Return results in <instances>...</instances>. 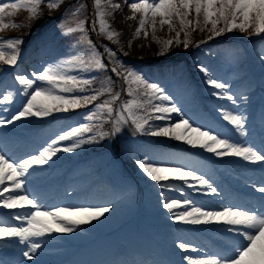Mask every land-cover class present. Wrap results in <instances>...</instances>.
Masks as SVG:
<instances>
[{"label": "snow or ice", "instance_id": "6c2138e0", "mask_svg": "<svg viewBox=\"0 0 264 264\" xmlns=\"http://www.w3.org/2000/svg\"><path fill=\"white\" fill-rule=\"evenodd\" d=\"M63 0H18L13 3H0V31L8 27H19L15 23L9 25L4 22V18L13 15L20 9H25L31 16L29 19H36L39 16L41 3H46L49 9H56ZM97 17L99 20L101 33H106L109 40L118 36L119 33L108 31L109 25L105 16L109 13L107 8H119V4H113L112 0H95ZM132 15L127 19H136L140 15L138 27L135 35L139 36L143 31L147 36L146 26L150 25L153 35L157 30V23L163 28L169 27L170 31H175V41L168 39L164 41L165 50L173 45L183 43L187 48L190 43L191 32L199 28L203 31L208 25V29L213 36H220L224 32H231L238 29L240 32L248 33L252 30L259 35L264 33V0H137L129 5ZM11 10V11H9ZM79 9L72 7L70 14L75 16ZM194 13V19H189ZM157 18H159L157 20ZM202 18V20H201ZM178 22L180 31H176ZM223 25L220 27V25ZM73 31H84L82 23ZM181 31H183L185 40H180ZM211 38V37H210ZM82 42L93 47V51L87 60H80L79 64L85 69L97 68L103 69L106 65L101 61L99 55L95 52L91 41L84 38ZM23 43L19 38L4 40L0 38V64L16 65L17 46ZM11 50V51H8ZM110 57H115L116 53L110 48L106 49ZM118 66L119 61H115ZM113 72L119 76L120 72L116 68ZM199 71L205 74L206 83L213 89L219 90L213 95L221 99H227L233 104L237 103L234 95L227 92L228 85L214 78L210 70L204 66H199ZM124 80L128 85V95L133 99L126 101L122 105V111L119 118L116 119L115 131L119 132L121 123H131L135 125L138 132H147L154 137H166L177 141H183L193 148L199 147L212 153L217 157H237L251 164L261 165L264 170V147L256 148L247 144L231 142L227 137H221L219 134H213L211 130H204L201 126L190 123L181 108L172 103V97L157 83L147 81L136 71L125 69ZM33 78L24 74L16 76L20 85L24 86L20 91L26 99L23 101L21 109L10 119H0V127L6 124H12L21 119L30 117L45 118L54 113L68 112L72 109L88 105L98 98V95L90 96H71L66 95L76 91L83 92L84 86L91 83L90 80L78 79L75 75H69L67 71L60 66L48 65L38 73L33 72ZM42 82L37 84L36 82ZM132 85H136L133 88ZM141 88L143 92L141 93ZM111 92V88L106 89ZM143 95L148 99L140 101L139 96ZM13 94L11 92L2 95L0 104L11 102ZM104 101L97 105V111L87 117L88 120L97 118L100 113L107 112L109 116L114 109L112 104L114 100ZM160 101V103H153ZM164 102H169L168 104ZM136 110H143L147 115H138ZM127 113V116L124 113ZM179 117L178 121L173 122L172 115ZM223 119L233 125L241 135L245 134V120L240 114H233L230 111L222 112ZM150 119L158 121H167L163 125L146 129ZM91 131L87 124L79 127H73L70 130L60 134L51 141V145L38 155H32L21 161H13L12 158H6L0 154V208L4 209H27L22 213H14L16 220L21 221L20 226L9 223H0V241L15 238L20 243L26 244L28 250L23 255L32 259L30 253H34L41 247L37 238L45 237L52 233H72L80 225L90 223L92 220H98L110 211L109 207H69L59 206L54 209H45L35 196L25 189L23 177L27 176L28 170L34 165H43L51 160L57 152H72L82 143L91 141L77 140L72 146L60 147V142L73 140L81 136L82 133ZM106 135V133H101ZM136 164L144 174L152 181L156 182L157 187L162 189L163 208L171 213V219L177 223L189 225H211L221 224L228 226L225 230L234 234L240 239L235 240L227 251L221 250L200 256L186 255L184 259L187 264H264V195L260 197L259 207H246L240 205L226 204L220 208H206L202 204L183 195L182 189L176 187L175 182H182L194 191H203L206 195H219L218 188L205 178L203 174H198L194 169H187L182 165L170 164L148 157L146 159H137ZM255 191L264 194V183L253 185ZM166 191L181 192V197L166 196ZM31 197V198H30ZM182 209L181 211H176ZM177 247L184 253L200 251L196 246L186 242H179Z\"/></svg>", "mask_w": 264, "mask_h": 264}, {"label": "rangeland", "instance_id": "374dc122", "mask_svg": "<svg viewBox=\"0 0 264 264\" xmlns=\"http://www.w3.org/2000/svg\"><path fill=\"white\" fill-rule=\"evenodd\" d=\"M93 3V7L95 8V12H91L90 6H89V0H63V2L60 4V6L56 9H49L47 7L46 3H41L39 8V16L36 19H29L31 16V13H29L25 9H20L19 11L15 12L13 15H8L4 18V22L8 23L9 25L15 23L17 25H23L19 27H8L7 29H4L0 31V38L4 40L8 39H16L19 38L23 41L20 45L17 46L16 53L18 58V52L19 50L24 46L28 47V40L30 37H32L36 31H40L43 26H45V30H48L52 42H53V57L49 61V65H56L60 64L62 68H64L69 75H75L78 77V79L84 80H90L91 83L89 85L84 86V91H76L70 94L71 96H90V95H98V98L95 101H92L88 105L81 106L80 108H85L84 111H81L80 118L83 119V123L87 124L91 131L84 132L81 135H84L86 138L83 140L85 141H91L87 143H82L80 147L75 148L74 151L71 152L70 156L72 155H82V154H91V152L98 155V153L101 154V159H107L111 158L113 160H118L122 162V167L127 171L129 175L131 173L134 175L136 174L138 179H141L145 181L151 188V192L155 193L151 200L153 203V206H155L156 209L160 211H164L166 213V216L171 217V213L168 212L167 209L163 208V197L161 196V191L159 187H157L156 182L152 181L149 177H147L146 174L140 170L136 164L137 159H146V158H136L138 156H133V153L131 152L133 150L134 145L130 144L132 141V138L137 137V134L141 133L138 132L135 129V125L131 123V120H128L127 123H121L119 125L120 131L116 132V119L119 118V115L122 111V105L131 99L133 97L128 95V85L124 80V75L126 74L125 69H130L133 71L138 72L143 77L147 76V69H145L148 66H151L152 63H154L153 60H159V59H165L168 57H179L181 59L179 60V63L188 60L195 56L197 53H193L194 48H197L198 44H204L203 46H208L207 42L203 40H210L215 39L219 37H229V36H238V34H244L243 32H240L238 29H235L231 32H224L220 36H213L212 33L208 30L211 28V25H208L207 28H205L203 31H201L199 28H197L195 31L191 32L190 36V43L187 48L184 47L183 43L176 44L175 42L173 45L165 50L164 47V41L168 39H173L175 41V31H170L169 27L167 25H164L163 28L160 27L159 23H157V30L155 34L153 35L152 29L150 25L146 26L147 29V36L145 37L143 31L139 36L135 35L136 29L138 27V22L140 19V15L138 14L136 19L131 20L125 18V12L126 9L129 7L131 3L137 2V0H112L113 4H119V8H107L108 15L105 16V20L107 21L109 28L108 31H114L119 33L118 36L113 37V39L109 40L107 38L106 33H101L100 31V25L99 20L96 15L97 9L95 7V0H90ZM18 2V0H0V3H13ZM75 6V8L79 9V12L77 15L73 16L70 14V10L72 7ZM11 11V10H9ZM93 14L96 15L95 20L92 22ZM59 18V19H58ZM159 18H157L158 20ZM189 19H194V13L192 16L189 17ZM202 20V18H201ZM49 23V24H48ZM83 25L84 31L80 32L79 30L73 31L72 29H76L79 24ZM176 25V31H180V26L178 22H174ZM48 24V25H47ZM47 25V26H46ZM223 25L221 24L220 27ZM252 32V30H249ZM44 33V32H43ZM97 33V35H96ZM264 34V33H262ZM42 34L40 33L35 40H37ZM256 35V34H255ZM211 37V38H210ZM50 38V37H49ZM86 38V40L91 41V45L94 46L95 52L99 55L101 61L106 65L103 69H97V68H90L85 69L79 64L80 60H87L89 56L91 55V51H93V47H90L89 44L82 42V40ZM108 43H114L117 46V50L121 51L123 55H131L134 62H129L122 58L121 55L116 51L115 57H110L106 49H109L104 41ZM180 40H185V36L183 31H181ZM205 42V43H204ZM196 46V47H195ZM228 46V45H227ZM50 49H52L50 47ZM11 51V50H8ZM199 55H201L199 53ZM232 57V55L230 54ZM200 58V56H197V58ZM170 59V58H169ZM174 61V59H171ZM115 61H119L120 65L118 66ZM231 63V62H230ZM261 64L258 65V69L263 71L264 73V62H260ZM205 62L201 61L197 63H192L191 67L194 71L198 72L201 75V78L205 80V86L207 87L206 90L213 94L214 92H219L217 89L211 88L206 83V76L204 73L199 71V66L204 65ZM232 64V63H231ZM5 66H9L6 64H3ZM48 65H43V68H46ZM3 68V66H0V69ZM42 68V69H43ZM116 68L118 72H120V75L118 76L116 72H113L112 69ZM4 69V68H3ZM1 69L0 71H2ZM41 69L36 70L35 72H39ZM227 72V75H222L220 78L218 75H213L214 78L218 79L221 82H225L228 85L227 92L229 95H234L237 99V103L233 104L234 106H230L231 104L229 100L223 99L226 103L225 105H221L219 110H221L220 113L222 115L223 111H230L233 114H240L243 116L245 123L248 121L247 117L249 116V96L248 93H243L241 95H237L236 92V85L233 83L235 79H232V77L235 74H239L242 71L241 70H234L231 69H225L222 68V73ZM19 74H24L20 72ZM238 78V77H237ZM38 84H41L42 82L37 81ZM133 88H136V85H132ZM111 88V92H108L106 89ZM141 93L143 92V88H141ZM118 96L119 99L114 100L112 107L114 109L111 116L105 111L103 113H100L97 118H93L92 120H88L87 117L91 115L93 112L97 111V105L103 103L107 100H112L113 97ZM140 101H146L143 95H140L139 97ZM215 98L220 99L218 96ZM16 102V99L11 100V102H8L4 105H13ZM153 103H160V101H153ZM168 104L169 102H164ZM172 103H175L178 107L181 108L182 112L183 110H187L189 108V103L183 104L182 101H177L174 98L172 99ZM232 103V102H231ZM188 104V106H187ZM217 106V105H216ZM228 106V108L226 107ZM215 107V106H213ZM77 108V109H80ZM219 108V107H215ZM230 108V109H229ZM75 109L69 110L68 112H61V113H54L51 116L45 117V118H39V117H30L27 119H22L21 121L28 125L29 129H36L40 125H42L45 121L49 120L53 116L57 115H67L74 111ZM190 110V109H189ZM138 115H147L143 110H136ZM185 114V113H184ZM125 116H127V113H124ZM173 122L178 121L179 117L176 114H171ZM186 117V114H185ZM19 124L18 122H15ZM168 123L167 121H158L155 119H150L149 124L146 125V129L150 130L151 127L157 126V125H163ZM190 123H193L190 119ZM194 124V123H193ZM10 125V124H6ZM199 126V125H198ZM15 127H23V126H15ZM204 130H211L207 129V127L201 126ZM61 130V129H60ZM66 130H61V133L65 132ZM213 134H219L221 137L222 135L220 133H216L213 130H211ZM101 133H106V135H101ZM136 135V136H135ZM57 136V134H53L52 139ZM143 137H147L150 139H156V140H166L169 142V138L166 137H154L151 135H148L147 132H144L142 134ZM141 140V139H140ZM173 143H183L184 145H187L183 141H177L172 139ZM138 141H135L134 144L137 145ZM170 143V142H169ZM191 147L190 145H187ZM132 147V149H131ZM114 148V149H113ZM193 148V147H192ZM131 149V150H130ZM195 149L200 150L212 158H218L217 156L213 155L212 153H209L205 151L202 148L196 147ZM66 158H67V152L60 151ZM60 152H57V156ZM131 153V154H130ZM157 153V151H155ZM0 154H3L2 150H0ZM11 157L6 156V158ZM69 157V156H68ZM237 158V157H235ZM55 159L58 161V157H55ZM54 161V158L47 161V163L43 165H34L30 169H34V173H32V177H36L38 179L29 180L28 182H25V189L29 192L33 187L35 186H44L46 184L45 181H41L43 172H45L44 168H49V163H52ZM93 165L96 166L97 164V158L93 156ZM187 169H191L189 167L184 166ZM119 168V167H117ZM120 169V168H119ZM197 172V171H196ZM198 173V172H197ZM113 177H119L121 181L127 182L129 179H125L124 177H120L115 170L111 173ZM135 176V175H134ZM25 179V177H23ZM40 180V181H39ZM178 183V182H177ZM177 188L182 189L183 195L187 196L189 199L196 202V200H200L201 203L208 201V195L204 194L203 191H194L192 188L188 187L187 185L180 183V185H176ZM126 193V189L124 190V195ZM135 193L137 196L139 195V187L133 188L132 193L129 194V197H122L120 201H115L117 203H121L123 206V213L121 215L122 218H117L113 214L112 207H114V202L110 204H104L102 202L106 201L108 196H104L101 198L97 195L96 198H92L91 200V207H109L110 211L106 212L104 216L100 217L98 220H92L90 223L82 224L80 227H86L85 229H88V231L84 234L85 237H82L80 235H77V240L83 241L87 239L88 237L95 236L97 234L104 235V232L107 231L111 226L117 227L121 225L122 223H129V226H135V225H141L143 224L142 228L146 229L149 226L146 225V223L138 217H135L131 220H129V215L131 214V208L132 205L136 201L140 203L141 198L138 196L133 195ZM166 196H176L177 198L181 197V192L177 191H166ZM128 196V195H127ZM73 196V198H75ZM79 199L73 200V205H81L83 202L82 200L86 198V195H83L81 197H78ZM104 198V199H103ZM200 198V199H197ZM198 204V203H197ZM95 206V207H94ZM136 204V208H137ZM17 209H4L0 208V217H3V215L6 212H10L12 217L14 218L13 211H16ZM129 210V215H126L127 211ZM182 209H177L176 211H181ZM137 212L139 210L137 209ZM7 215V214H5ZM5 217V216H4ZM4 217L0 219V223H8L4 220ZM15 219V218H14ZM170 221H172L174 224L177 225H185L186 227H190L189 224H183V223H177L174 219L169 218ZM129 220V221H128ZM18 221V220H17ZM97 225H96V224ZM12 225L20 226L19 223H9ZM196 226V225H194ZM79 228L76 229V231H81ZM186 230V229H185ZM170 236L173 237V241L176 239L177 233L174 231L173 227H168L166 230ZM73 233V232H72ZM102 238V237H99ZM98 238V239H99ZM15 238H10L6 240H2L0 242V251L1 255H4L6 253V248L9 247V242L16 243ZM8 242V243H7ZM69 242V241H68ZM68 242L66 245L58 247L57 249H51V250H43L41 255H38L37 257H34L31 262L34 264H53L57 262L61 257L64 256L65 252L68 250ZM8 244V245H7ZM173 246L177 247V243H173ZM48 251H51V253H47ZM14 253V252H13Z\"/></svg>", "mask_w": 264, "mask_h": 264}, {"label": "bare ground", "instance_id": "6f19581e", "mask_svg": "<svg viewBox=\"0 0 264 264\" xmlns=\"http://www.w3.org/2000/svg\"><path fill=\"white\" fill-rule=\"evenodd\" d=\"M132 15V12H131V9H130V7H128L127 9H126V12H125V18H127V17H129V16H131ZM138 15V14H137ZM137 15H136V17H137ZM131 20H133V19H131ZM92 52V51H91ZM169 141H172V139L171 138H169ZM239 161H242V159H239ZM29 171V170H28ZM255 189V188H254ZM40 190L41 189H34L33 190V192H35V193H38V192H40ZM215 198L216 197H214V196H212L210 199H209V201H210V203L211 204H213V205H211L210 207L211 208H215V207H217L219 204H214L215 203ZM218 207H220V206H218ZM121 208L123 209V207L121 206V204L120 205H118V206H114L112 209H113V211H114V214L115 215H119L120 214V212H121ZM228 226H225V225H221V224H211V225H209V229H211V231H215V230H217V229H225V228H227ZM19 254L21 253L20 251L18 252ZM22 262H24V258H22V257H19V258H17V259H15V261H13V264H21ZM25 262L27 263L28 262V259H25Z\"/></svg>", "mask_w": 264, "mask_h": 264}]
</instances>
